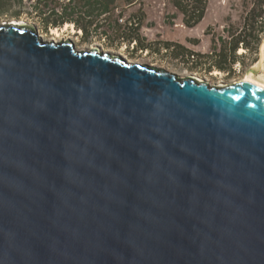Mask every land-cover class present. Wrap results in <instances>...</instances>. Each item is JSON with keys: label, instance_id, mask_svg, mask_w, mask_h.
Masks as SVG:
<instances>
[{"label": "water", "instance_id": "1", "mask_svg": "<svg viewBox=\"0 0 264 264\" xmlns=\"http://www.w3.org/2000/svg\"><path fill=\"white\" fill-rule=\"evenodd\" d=\"M0 264H264V88L3 22Z\"/></svg>", "mask_w": 264, "mask_h": 264}, {"label": "rangeland", "instance_id": "2", "mask_svg": "<svg viewBox=\"0 0 264 264\" xmlns=\"http://www.w3.org/2000/svg\"><path fill=\"white\" fill-rule=\"evenodd\" d=\"M116 1L107 15L83 18L80 22L86 30L64 25L43 31L42 18L32 7L34 1L27 2L19 18L0 14V25L12 21L33 24L46 40L71 39L78 49L99 47L130 62L152 64L211 84L237 83L254 70L252 76L264 83V0H205L204 18L193 28L184 24V15L173 0ZM132 2L136 5L128 7ZM250 15L261 16L252 32L253 41L249 48L239 44L234 52L238 37L250 32L241 31Z\"/></svg>", "mask_w": 264, "mask_h": 264}, {"label": "trees", "instance_id": "3", "mask_svg": "<svg viewBox=\"0 0 264 264\" xmlns=\"http://www.w3.org/2000/svg\"><path fill=\"white\" fill-rule=\"evenodd\" d=\"M28 1H34L32 7L42 18L40 27L43 31L54 28L59 29L66 24H73L79 30H82V28H85L80 22L83 18L92 20L94 17L107 15L115 2V0H0V14L19 18ZM173 2L174 7L184 15V24L188 28L195 27L204 18L205 0H188L187 2L173 0ZM190 2L195 7H191ZM260 18L261 16L252 17L250 15L249 20L247 19L243 30H241L250 32L248 35L244 33L238 37L235 41L234 52H236L239 44L249 48L248 46L254 37L252 32H255V26L259 23Z\"/></svg>", "mask_w": 264, "mask_h": 264}, {"label": "bare ground", "instance_id": "4", "mask_svg": "<svg viewBox=\"0 0 264 264\" xmlns=\"http://www.w3.org/2000/svg\"><path fill=\"white\" fill-rule=\"evenodd\" d=\"M66 25H73V24H66ZM264 44V43H263ZM262 55L264 54V46L262 47ZM254 72V71H253ZM250 72L247 74V76L245 77L246 80H249L252 83H255L256 85L264 88V83L258 81L256 78H254V76H252L254 73ZM244 80V79H243ZM242 81V80H241Z\"/></svg>", "mask_w": 264, "mask_h": 264}, {"label": "crops", "instance_id": "5", "mask_svg": "<svg viewBox=\"0 0 264 264\" xmlns=\"http://www.w3.org/2000/svg\"><path fill=\"white\" fill-rule=\"evenodd\" d=\"M116 2L117 1L115 0L114 4H116ZM133 5H136V2H132L131 4L128 5V7H132Z\"/></svg>", "mask_w": 264, "mask_h": 264}]
</instances>
